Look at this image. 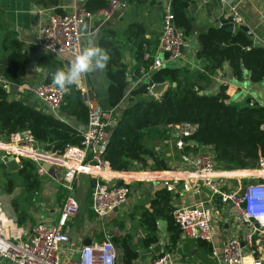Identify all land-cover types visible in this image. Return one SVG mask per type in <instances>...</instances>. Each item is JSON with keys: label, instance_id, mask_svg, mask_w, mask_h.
Listing matches in <instances>:
<instances>
[{"label": "trees", "instance_id": "1", "mask_svg": "<svg viewBox=\"0 0 264 264\" xmlns=\"http://www.w3.org/2000/svg\"><path fill=\"white\" fill-rule=\"evenodd\" d=\"M30 1L40 9H52L59 15L65 14L61 10L60 0ZM109 1L85 0L82 9L87 15L93 16L107 9ZM147 3L148 0L125 1V5L146 6ZM170 4L173 24L182 32L185 42L191 36L192 27L186 14L189 0H170ZM231 26L232 22L226 19L219 28L208 27L197 35L195 60L203 63L201 70H190L181 65L166 66L152 72L147 83H141L130 91V105L117 110V127L105 153L104 160L110 169L123 173L136 170L169 171L172 166L160 156L155 143L167 147L170 134L189 125L195 126V131L184 139L191 146L183 151L190 153L210 149L215 161L227 169L256 168L259 159L264 160V107L257 103L238 106L228 102L225 87L215 95L205 94L212 76L227 63L237 80L242 78L244 72H248V78L253 83L264 82V48L255 46L251 38L238 27L229 32L227 29ZM144 34L140 25L131 24L124 37L128 44L139 40ZM115 38L113 30H103L98 42L99 47L109 56L105 64V74L110 84L109 109H117L121 105L129 89V76L131 81H136L148 72L149 60L144 57L152 45L150 40H141L133 53L135 65L129 67L122 63L127 46L118 45ZM11 47L10 56L5 60L0 58V74L8 83L20 84L26 63L23 47L17 41L12 42ZM39 62L49 70L46 83L52 81L56 70L67 71L70 65L67 61L57 62L50 55H44ZM149 83L167 84L168 88L159 97L149 96ZM65 91L60 112L66 117H73L79 125H86L90 110L83 100V94L77 86H71ZM199 92L203 94L199 95ZM20 133L29 134L38 144L55 153H61L71 145H80L81 141L78 129L56 116H50L47 111L10 100L9 94L0 87V140L10 141ZM0 164L3 166L1 161ZM19 165L21 168L18 174L25 194L33 197L42 186L36 174V165L23 159ZM7 186V194H11L12 183L9 182ZM170 197L164 190L157 191L147 205L135 207V214H138L141 228L146 233L142 240L144 248L158 243L157 219L167 221L169 243L166 251L172 253L177 246L179 233L172 217ZM13 205L18 210L17 205ZM25 217L21 214L17 224L21 225ZM111 241L118 245L122 264H132L138 257V252L129 245L130 237L115 236ZM199 242L206 253L211 252L208 243Z\"/></svg>", "mask_w": 264, "mask_h": 264}, {"label": "built area", "instance_id": "2", "mask_svg": "<svg viewBox=\"0 0 264 264\" xmlns=\"http://www.w3.org/2000/svg\"><path fill=\"white\" fill-rule=\"evenodd\" d=\"M226 1L219 0L223 4ZM124 7L119 0H110L107 9L98 15L107 20ZM39 14L46 15L38 26L43 54L50 55L57 62L71 63L83 49L82 20L92 15H87L82 7H73L64 15L52 9H40ZM228 19L233 27H238L240 22L236 12L232 10ZM161 24L158 50L163 58L151 59L149 54L145 55L150 66L142 76L147 79L152 72L163 67L180 65L182 59L184 37L173 24L170 0L163 5ZM86 76L77 86L90 110L87 124L78 128L80 145H71L63 152L55 153L26 133L14 135L8 143L0 140L1 158L14 155L18 163L22 159L33 163L40 180L56 182L65 194L56 222L46 224L38 221L31 229L9 221L0 208V261L10 264H117L116 245L110 239L93 241L85 247L72 242L64 232L68 223L79 214L74 183L83 175L93 178L90 209L98 219H104L123 207L127 203L130 187L135 183L160 184L170 195L180 191L197 194L200 189H205L207 202L199 201L191 206L173 204L172 217L179 234L185 239L213 246V213L219 216L223 208L230 206L228 217L239 230H229L220 252L212 247L211 256L218 260V264H264V160L259 159L256 168L227 169L215 161L210 149L190 153L183 151L189 146L184 139L195 131V126L189 125L170 134V141L178 150V159L169 171H114L104 157L117 127L118 112L117 109L103 110L93 105ZM0 87L10 93V83L1 74ZM33 93L48 111L56 113L66 91L58 90L52 81H44L33 87ZM149 96H153L150 90ZM43 165H49L50 171H45ZM175 259L174 254L164 251L151 259L150 264H176Z\"/></svg>", "mask_w": 264, "mask_h": 264}, {"label": "crops", "instance_id": "3", "mask_svg": "<svg viewBox=\"0 0 264 264\" xmlns=\"http://www.w3.org/2000/svg\"><path fill=\"white\" fill-rule=\"evenodd\" d=\"M126 1V0H125ZM165 0H148L146 6H136V5H125L124 8L115 11L107 20L98 14L93 15L88 18H83L81 31L83 33L82 46L83 49L90 46H97L101 33L103 30L111 29L115 32L116 38L115 42L118 45H126L124 49L123 56L125 52L131 48L132 44L128 43L124 37L125 32L131 24L140 25L144 29V36L139 40H150L152 45L149 47L147 55L150 58H163V54L158 50V40L161 34L162 24H161V7ZM85 0H60V7L63 13H68L72 11L73 7H82ZM39 7L34 6L30 0H0V58L5 60L8 58L12 52L11 44L14 41L19 42L23 47V55L25 57V74L21 80L20 84L10 83V100L19 101L26 106H32L37 110L48 111V108L43 104L39 103L33 93V87L41 82L46 81L47 76H49L48 68H45L40 64V58L43 57V49L40 46V39L38 37L39 24L45 19L46 15L39 14ZM237 13L239 17V26H247L251 32L254 45L257 47L264 48V0H227L225 4L220 3L219 0H189V6L186 9L187 17L190 23H194L197 27H220L223 21L228 19L230 13ZM197 36H190L185 40V45L182 50V59L180 65L190 70H201L203 68V63L195 60V52L197 50L196 43ZM140 43V42H139ZM100 48V47H99ZM134 50L129 54L130 64H126L123 60V64L129 67L134 66ZM104 68V69H103ZM102 69H94L92 72L88 73L86 76V85L93 96V105L99 107L103 110H109L108 104V88L109 81L105 74V66ZM128 82L129 89L122 101L121 105L117 110L128 107L130 91L137 88L141 83H147V78L138 79L136 81ZM225 87L227 101L236 104L238 106H244L248 103L258 104L264 107V82L253 83L248 78V72H244L242 78L237 80L227 63L224 65L221 71H218L214 76H212L210 83L205 89V94L215 95L220 92L221 88ZM56 117L61 121L67 123L76 129L79 125L73 117L64 116L60 110L56 112ZM176 158L173 161H169V165L175 166L177 164L178 153L175 155ZM50 183H53L48 179ZM87 181L88 184H87ZM93 178L88 176H79L75 181V199L79 204V214L82 221L78 228L74 227L73 222L68 223L64 232L72 240V242L78 245L84 246V241L88 239L91 243L96 241L94 229L87 224L89 221V213L91 216V203L90 201H85V195L90 194L93 187ZM55 184V183H54ZM59 187V186H58ZM236 187H233L235 189ZM163 190L160 184H141L135 183L130 187V194L126 200V205L121 207V211L136 207L140 201L142 204L147 205L154 198L157 191ZM25 192V191H24ZM43 193H46L43 191ZM50 194L49 192H47ZM39 194V193H38ZM37 194V195H38ZM47 196L44 194L43 196ZM89 196V195H88ZM40 197V196H39ZM58 195L50 197L48 204L45 206L40 205L37 211L33 214L34 224L38 221L53 224L56 222L59 212L62 208L60 201H58ZM41 198V197H40ZM207 192L205 189H200L197 194H189L180 191L177 194L171 195L170 197V207L173 204L191 206L199 201L207 202ZM90 200V199H89ZM63 205V204H62ZM37 207V206H36ZM19 211V210H18ZM117 211V210H116ZM231 211V207H225L221 210V214L217 216L213 213L212 216V228L213 235L215 234L214 245L211 246L220 252L224 237L229 230H239L237 225H233L232 219H229L228 215ZM20 215L24 214L19 212ZM22 221V228L31 229V225L28 223V216ZM218 217V218H217ZM31 219V218H30ZM217 219V220H216ZM95 218L92 219L94 221ZM179 233V232H178ZM146 235L145 231L141 228L137 230L135 236L133 237V243L130 241L131 248L138 252V257L133 260L132 264H150V260L156 255L167 250V245L169 243L167 235H163L157 231L156 235L158 238V243L153 244V246L144 248L143 247V237ZM121 238V237H120ZM131 239V238H130ZM177 246L173 249L172 254L175 256L176 264H190V256L195 255L197 249L190 248L197 240H189L183 238L179 234ZM132 243V244H131ZM198 255L204 253V248L200 245L198 241ZM211 252L207 253L209 259L213 261V264H218V260L211 256ZM120 251L117 248V264H122L120 262ZM195 262V260H192ZM197 263V262H195ZM0 264H10L9 262L2 260ZM199 264V263H197Z\"/></svg>", "mask_w": 264, "mask_h": 264}, {"label": "rangeland", "instance_id": "4", "mask_svg": "<svg viewBox=\"0 0 264 264\" xmlns=\"http://www.w3.org/2000/svg\"><path fill=\"white\" fill-rule=\"evenodd\" d=\"M166 1L167 0H165L162 4L161 16L163 5L166 3ZM5 142L8 143L11 142V140ZM155 145L159 151L160 156L164 157V159L173 161L176 158L175 155L177 154L178 150L177 148H175L174 142L170 141V144H168L167 147L162 146V144L160 143H155ZM1 156L2 152L0 151V158ZM40 181L42 186L38 192L39 194L36 193L38 195L35 194L33 195V197H27L24 192L22 181L18 172L8 173L7 169L0 164V208L9 221L11 220L12 222H18L20 218L19 212L21 211L28 216V223L33 228L35 225L32 219L33 214L35 213V211H37V208L40 205L45 206V203L48 204L50 197L56 196L57 194L59 196L58 201H60V204L62 206L63 200L65 199V194L63 190L58 187V184H56V182L54 181H52L53 183H50L48 179H43ZM9 182H11L13 185V191L11 194H7V185ZM88 182L89 181H87V184ZM43 191H45L46 193H43ZM47 192H49L50 194H48ZM44 194H47V196H43ZM75 194L77 195L78 193L74 190V195ZM89 199L90 194L85 195V201H89ZM13 203L17 205L19 211L15 208ZM137 206H144V204H142V202L140 201ZM121 209L122 208H119L117 211L112 212V214L105 217L104 219L95 218L86 211V215H89V221L87 222V224L94 229L96 241H102L104 239L111 240V238L115 236L121 238L124 236H128L131 238V242L134 240L133 237L135 236L137 230L140 228L139 216L138 214H135V207H132L125 212L121 211ZM93 218H95L94 221H92ZM81 221V216L80 214H78L73 219L72 224L75 228H78ZM19 227L22 226L19 225ZM214 237L215 234L213 235V240L215 242ZM131 246H133V244ZM198 247V241H196L190 248V250L197 249L195 255H192L190 256L191 258H189L191 260L190 264H213V261L209 259V255H207L205 250L204 253L201 252V254L198 255ZM192 260H195V262L197 263Z\"/></svg>", "mask_w": 264, "mask_h": 264}, {"label": "clouds", "instance_id": "5", "mask_svg": "<svg viewBox=\"0 0 264 264\" xmlns=\"http://www.w3.org/2000/svg\"><path fill=\"white\" fill-rule=\"evenodd\" d=\"M108 59L107 53L95 45L84 48L75 56L67 71L58 69L53 73L52 83L58 90L79 86L86 74L102 69Z\"/></svg>", "mask_w": 264, "mask_h": 264}, {"label": "water", "instance_id": "6", "mask_svg": "<svg viewBox=\"0 0 264 264\" xmlns=\"http://www.w3.org/2000/svg\"><path fill=\"white\" fill-rule=\"evenodd\" d=\"M119 3L120 5L122 6H125V0H119ZM208 27H197L194 23H192V27H191V35L192 36H197L198 34L206 31ZM240 30H242L245 34H247L249 37H252V32L251 30L246 26H239L238 27ZM229 32H233L235 30V27L231 26L227 29ZM139 42L140 40H135L134 42H132V46L131 48L128 50V52H125L124 53V60L126 61V64H130V61H129V54L130 52L133 51V49H136L137 46L139 45ZM124 63V62H122ZM178 65V64H177ZM104 69V68H103ZM130 81V77L127 79V82ZM150 85V91H151V94L155 97H159L161 96L164 91L168 88V85L167 84H152V83H149ZM175 85V84H173ZM203 92H199V95H202ZM48 114L51 116H56V113L51 110L48 112ZM1 163L3 164V166L6 167L7 169V172L8 173H13V172H18L21 168V166L19 165L18 162H16L15 160V157L14 155H7V156H3L1 159H0ZM43 169L47 172L50 171V166L49 165H43ZM164 205H167V203H164ZM157 227H158V232L163 234V235H167V221H164V220H161V219H157ZM84 246L85 247H88L91 245V242L86 239L84 242ZM116 245V249L118 248V245Z\"/></svg>", "mask_w": 264, "mask_h": 264}]
</instances>
